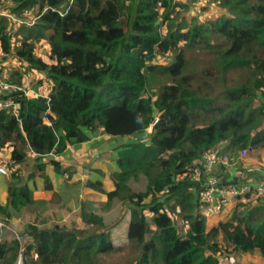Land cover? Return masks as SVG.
<instances>
[{
    "label": "trees",
    "instance_id": "1",
    "mask_svg": "<svg viewBox=\"0 0 264 264\" xmlns=\"http://www.w3.org/2000/svg\"><path fill=\"white\" fill-rule=\"evenodd\" d=\"M212 1L224 13L207 22H188L182 10L190 4L175 0L1 5L10 17L0 15V51L44 74L47 88L31 97L14 90L17 115L0 110V165L9 171L0 219L33 203L37 169L52 189L46 156L62 155L99 129L111 136L152 131L119 151L115 189L98 188L104 211L80 205L66 222L37 219L25 243L0 229V264H14L23 245L24 264H100L124 249L135 253L127 264H221L234 252L264 258V198H240L229 218L211 226L199 200L204 180L191 174L222 143L232 155L264 150V0ZM25 11H33L32 23L21 26L24 39L14 47L8 19L23 21ZM30 38L47 41L50 60L36 55ZM170 56V64L156 62ZM197 61L203 72L190 71ZM8 81L24 87L21 76ZM129 211L138 217L128 222L126 243L115 242L113 231Z\"/></svg>",
    "mask_w": 264,
    "mask_h": 264
},
{
    "label": "crops",
    "instance_id": "2",
    "mask_svg": "<svg viewBox=\"0 0 264 264\" xmlns=\"http://www.w3.org/2000/svg\"><path fill=\"white\" fill-rule=\"evenodd\" d=\"M89 136L87 141L71 145L60 156L52 153L45 157V172L51 181L52 189L48 190L46 188L39 170L35 171V178L32 183L33 203L23 209L22 220H13V224L11 223L17 230L21 231L20 235L23 238L27 236V225L36 222L37 219L50 225L69 220L80 205H84L87 210L93 213L102 212L106 208V194L100 192L98 188L103 189L105 192L115 189L113 175L120 172L117 162L119 151L124 146L131 144L134 138L133 136H128V138L110 136L105 134L102 129H99L97 133H90ZM120 139H125V141L121 142ZM259 153L262 155L261 159L254 158L249 161L247 158L246 164L253 165L256 168L258 172L255 175L258 180H264V150H259ZM9 158L10 152L7 150L6 161ZM53 161L59 163L60 169L64 172L63 174L55 170ZM69 175L71 176L68 178ZM224 176L236 182L245 177L243 168L237 165L230 167L224 173ZM3 177L0 174L1 205H5L8 199L6 190L8 179L6 178L7 181L5 182ZM235 205V202H233L229 205V208L233 209ZM130 215L131 217L128 213L127 219L123 222L126 225L125 228L130 218L136 219L138 217V213L134 211H131ZM223 215L224 213L218 215L217 219H222ZM226 219L224 218L221 221ZM123 224L114 229L113 236L116 235L119 238L125 236L126 229L122 227ZM211 226L214 225L211 224ZM221 264H264V258L258 253L252 256L234 252L223 256Z\"/></svg>",
    "mask_w": 264,
    "mask_h": 264
},
{
    "label": "built area",
    "instance_id": "3",
    "mask_svg": "<svg viewBox=\"0 0 264 264\" xmlns=\"http://www.w3.org/2000/svg\"><path fill=\"white\" fill-rule=\"evenodd\" d=\"M14 90L24 91V88L7 82L3 69L0 66V110H8L17 115L19 104L15 102L13 96L10 95ZM157 120L158 119H156V121ZM225 146L226 143H222L205 152L198 162L199 167H195L191 172L194 180H204L203 187L199 192V200L204 206L203 213L208 222L214 226H217L222 219L231 216L234 208L230 209L229 205L233 202L236 204L240 198L243 202H253L255 199L264 198V180H258L255 175V173L258 172L256 168L253 165L250 166L246 164L249 150H242L239 153V162L231 164L232 154L225 149ZM230 164L232 166L239 165L240 168H243L245 177L239 182L231 181L229 178L227 179L224 174L215 173V170H219ZM0 174L5 176L8 175L6 166L0 165ZM222 213H224L222 219H217L218 215ZM0 220L1 230L9 225V220L7 218ZM114 237L127 241L126 235L124 236L125 238H119L116 235L112 238ZM15 238L22 242L18 234H15ZM26 253V248L22 246L16 261L17 264H24L27 256ZM36 257L37 255L34 254V258Z\"/></svg>",
    "mask_w": 264,
    "mask_h": 264
},
{
    "label": "rangeland",
    "instance_id": "4",
    "mask_svg": "<svg viewBox=\"0 0 264 264\" xmlns=\"http://www.w3.org/2000/svg\"><path fill=\"white\" fill-rule=\"evenodd\" d=\"M176 2H180V3H185V4H190L188 9H184L182 10V17H186L188 22H191V20L193 18H196L198 21L200 22H207V21H215L220 15H222V13H224V10L220 9L217 4L215 2H213L212 0H175ZM7 4L9 3V0H0V15H4L6 17H10V13L8 11H4L1 9V5L2 4ZM7 14V15H6ZM13 17H11V19L9 20V27L14 31L13 37H14V47L16 46H20L22 40L24 39V35L23 33L20 31L21 26H23L24 24H27L28 22H31L33 19V11H25L23 12V16H25L26 19H24L23 21H21V18L16 16V15H11ZM5 17V18H6ZM32 23V22H31ZM29 24V23H28ZM31 42L35 43V53L36 55H38L39 57H41L42 59H44L45 61L50 60V53H49V45L47 43V41L45 39H40L39 41H35L34 38H30ZM192 60L191 55L189 56V60ZM172 56L170 57H166L165 59H163V57H157V61L160 64H170L172 61ZM0 66H2L5 78L8 81V79L11 80H18L19 76L22 77V86H24V92L26 96H34L38 95L39 92H43V90H45L47 88V83L46 81H43L45 76L44 74L36 71V70H29L28 69V65L26 63H21L19 60H17L13 55H9V56H5L1 51H0ZM191 69L190 71H197V72H203L204 70V66H202V63H199V61L196 62V65H191ZM158 77V75H157ZM164 80V79H163ZM40 81H42L43 83H40ZM10 83V82H9ZM43 95H46L45 92L42 93ZM151 128H149L146 132H143L139 135H132L133 136V141H136L137 137H142V136H146V134H148L149 132H151L150 130ZM111 136V135H110ZM115 137V136H114ZM118 138H128V136H117ZM121 142H124L125 139H120ZM6 153L7 151L4 152L3 154V159H5L6 157ZM33 154V153H32ZM249 161L251 159L254 158H258L261 159L262 155L259 153V150L257 149H252L248 151V155H247ZM239 153H234L231 157V164H236L239 162ZM228 165L225 166L223 169H219V170H215V173L218 174H224L230 167H232V165ZM239 166V165H237ZM5 182L7 181V177L9 176V171H8V175H3ZM247 203V202H245ZM255 203V202H254ZM255 205H253V207H255ZM240 210L242 208H239ZM238 209V211H239ZM129 213L131 214V212L129 211ZM23 211L16 216H13L12 218H9V225L7 227L2 228V233L5 235H10L15 237V234H18L20 236V238L22 239L21 243H25L28 240H30L29 235L27 234L26 237H22V235H20V230H17L15 228V226H13V220H17V219H21V217H23ZM129 214V216L131 217V215ZM240 217L241 216V213ZM128 215V214H127ZM126 218L127 219V216ZM5 219V218H4ZM8 219V218H7ZM3 220V219H2ZM1 221V220H0ZM125 222V221H124ZM12 223V224H11ZM179 224L181 225V222L179 221ZM125 223L122 225L123 228H125ZM1 229V228H0ZM126 229V228H125ZM114 241L115 242H119L120 239H117V237H114ZM125 238V237H124ZM0 239L2 242L3 237L0 236ZM20 239V240H21ZM123 243H126V241L121 240ZM119 244V243H118ZM23 247H25V245H23ZM26 248V247H25ZM254 253H250V255L253 256ZM34 256V255H33ZM135 253H131V251L129 249H124L123 251L119 252V253H110V254H106L103 255V257H101V263L100 264H127L129 262H131L134 259ZM237 258V257H236ZM17 264V263H16Z\"/></svg>",
    "mask_w": 264,
    "mask_h": 264
},
{
    "label": "water",
    "instance_id": "5",
    "mask_svg": "<svg viewBox=\"0 0 264 264\" xmlns=\"http://www.w3.org/2000/svg\"><path fill=\"white\" fill-rule=\"evenodd\" d=\"M150 130L152 131V128Z\"/></svg>",
    "mask_w": 264,
    "mask_h": 264
}]
</instances>
